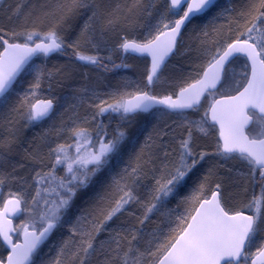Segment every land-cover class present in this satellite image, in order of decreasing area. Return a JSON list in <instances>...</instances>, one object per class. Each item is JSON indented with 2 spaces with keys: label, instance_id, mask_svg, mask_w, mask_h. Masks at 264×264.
I'll return each instance as SVG.
<instances>
[{
  "label": "snow or ice",
  "instance_id": "obj_1",
  "mask_svg": "<svg viewBox=\"0 0 264 264\" xmlns=\"http://www.w3.org/2000/svg\"><path fill=\"white\" fill-rule=\"evenodd\" d=\"M215 7H218L217 0H165L163 13L156 9V0H148L147 4L144 0H126L123 6L118 3L114 8L105 0H39L38 4H17L8 19L22 20V31L13 29L9 36L0 28V107H8L17 77L31 68L34 82L21 96L20 104L9 111L19 114L26 127L50 118L54 109L52 99L30 103L29 98H35L42 80H54L62 73L60 69L46 70L31 65L33 57L47 59L54 53L67 55V50L71 49L75 60L82 65L105 72L127 68V64L112 62L111 54L102 56L100 53L107 47L106 34L134 15H159L160 18L155 25L146 26L142 39L123 36L117 49L123 54L151 57L146 79L152 85L160 79L166 58L177 49L182 29ZM231 10L235 11V8ZM80 17L86 19L75 40L69 42L68 32L72 27L69 21ZM238 17L243 20L244 30L238 32L234 40L217 41L215 51L205 50L210 58L203 76L194 83L180 86L178 93L162 97L138 89L134 94L114 90L106 94L108 99H100V94L91 89L92 99L99 100V103H89L94 111L83 117L75 113L70 118L71 127L62 124L56 132L59 136L67 131L72 142L49 146L47 154L40 146L28 153L27 159L33 165L31 180L27 177L19 179L34 191L30 199L25 193L13 195L0 213V218L10 211L27 214L19 226L23 229V243L13 242L9 233L16 229L7 227L10 221L2 220L0 237L11 251L6 259L0 258V264H34L33 257L39 255L41 246L66 224L70 235L60 242L55 259L42 261V264H246L253 246L256 247V259L252 264H258V261L264 264V240L257 244V237L264 235V0H246ZM21 36L23 42H18ZM88 45L95 50L93 54L83 50ZM236 54L247 58L250 75L245 71L243 80H235V87L228 89V92H235L234 95L220 92L221 98L215 99L219 91L217 85L228 80ZM105 61L112 62L111 68ZM206 92L213 97L209 107L200 120H189L187 112H199ZM157 106L166 110L160 111L161 116L175 114L183 119L187 128V135L178 142V158L169 160L177 154V149L169 150L163 142V137L169 134L166 130L157 131L155 136L149 134L136 152L134 163L112 177L111 193L101 197V200L110 199L109 206L98 205L83 210L72 220L70 214L77 194L88 188L106 168L111 171L110 161L119 162L122 145L129 139L122 124L109 132L103 117L108 115L111 121L115 114L122 123H131L138 113H148ZM217 125L219 140L215 152L209 154L202 150L197 154L193 148L195 133L206 136L209 128ZM7 130L8 137L0 140V168L7 164V156L17 140L15 121L11 118ZM42 139L47 145V139ZM135 143L133 140V147ZM208 155L225 161L238 159L246 164L248 172L239 173V178L251 184L254 190L257 185L260 189L259 193L254 191L252 199L245 205L252 214L227 208L223 185L219 181L211 188L210 197L204 195L216 176L214 169L209 168L192 193L183 198L182 202H191L193 206L176 216L178 225L170 228L171 234L161 242V233H148L145 240L142 226L150 215L179 194ZM18 166L24 167L23 164ZM59 168L64 169L63 175L57 174ZM149 171L154 184L149 190V199L144 202L137 195V188ZM3 182L4 177L0 174V184ZM132 204H140L143 208L142 216L136 217L138 225L107 227ZM9 205L12 206L10 209ZM104 232L108 233L107 238L99 240ZM143 243L147 246L142 248Z\"/></svg>",
  "mask_w": 264,
  "mask_h": 264
},
{
  "label": "trees",
  "instance_id": "obj_2",
  "mask_svg": "<svg viewBox=\"0 0 264 264\" xmlns=\"http://www.w3.org/2000/svg\"><path fill=\"white\" fill-rule=\"evenodd\" d=\"M17 1L19 0H2L0 2V8L4 12V14L1 13L3 16H0V28L5 29L9 33V36L13 29L17 32L22 31L21 27H16L22 24V20H16L15 17L12 21L8 19L11 11L16 8L15 4ZM29 1L28 5L39 3V0ZM105 2L109 3L110 6L114 8L118 3L123 6L126 0H105ZM144 3L147 4L148 0H144ZM217 3L218 7L213 8L207 15L194 18L191 23H188L186 27L183 28L182 37L179 38L180 42L177 45V49L169 58L166 67L161 70L164 77L163 80L161 78L149 86V90L153 95L162 96L174 94L180 86L198 77L200 72L197 73L196 71L200 66L201 60L203 63H207L210 58L209 55H203L201 53L205 52V50L215 51L217 41L222 43L224 40H234L238 32L244 30L242 26L243 20L238 17V12L245 6L246 0H226L225 5H227V7H225L223 0H217ZM232 8H235V11H232ZM156 9H158L160 13H163L165 10V0H156ZM225 9L229 10L224 11ZM26 10L25 8V11ZM221 12L224 14L219 15L218 13ZM156 17H158L157 19L160 18L159 15H154L152 17H148L147 15H134L127 22L122 21L115 31H110L106 34L107 47L102 50L100 54L102 56L111 54L112 62L115 64H127V68L122 67L105 72L102 69L82 65L75 60L71 49L67 50V55L54 53L47 59L43 56L35 57L30 62L31 65H39L46 70L60 69L62 75L57 76L56 79L51 81L47 78L42 80L41 87L36 90L35 98H29L30 103L52 99L54 102V109L50 118L28 125L27 127L25 126V120L21 119L19 114L10 113L9 110L20 104L21 96L28 92L30 84L34 82V73L31 68H29L18 76L13 85V91L10 94L8 107H0V140L7 138L9 135L7 128L10 118L15 121V128L17 130V140L12 146L11 154L7 156L8 162L0 168V174L4 177V182L0 184L2 188V199L20 193H25L28 197L30 196L34 189H29L27 185L23 184L19 179L20 177H27L29 181L31 180L30 169L33 165L31 161L27 159L28 153L37 146H40L41 151L47 154L49 146L54 147L57 143L72 142L67 131L59 136L56 135V132L60 129L62 124L66 127H71L70 118L75 113L83 117L85 114L94 111V109L89 107V103H99V100L92 99L91 89H95V91L100 94V99H108L106 94L114 90L135 93L138 89L144 90L146 88L147 57L123 54L117 49V45L121 42L123 36L142 39L146 31V26L156 21ZM170 18L174 20L177 17ZM84 19H86V17H80L69 21V24L72 25L68 32L69 42L75 40L79 34ZM2 21L5 23V26ZM155 23L156 22L153 24ZM65 27H67V25ZM205 32L208 33L207 36L204 35ZM18 42H23L22 36L19 38ZM83 50L88 54H93L95 52L90 45L86 46ZM180 52L183 53L178 55ZM112 62L105 61V63H109V68H111ZM169 65L170 68H167ZM201 68L202 67H200V69ZM85 88L89 89V91H82V89ZM109 102H111L110 99ZM160 111L166 110L162 107H157L153 108L148 113H138L131 123H122L115 114H112L111 121H109L108 115L103 117L104 124L109 125V132L114 131L118 124H122L129 139L122 145V158L119 162L116 160L110 161L109 167L111 171L109 172L106 168L94 178L88 188L81 190L77 194L70 214L72 220H75V217L83 210H91L98 205L103 208L109 206L110 199L101 200V197H105L111 193L112 189L110 185L112 177L119 174L121 170L130 163H134L136 152L149 134L155 136L157 131L166 130L169 134L163 137V142L169 146V150L173 148L177 149V154L169 157V160L171 161L178 158V142L187 135V128L183 125L182 118L177 117L175 114L161 116ZM202 111L203 109L201 107L199 112ZM202 113L204 114V112ZM187 114L189 115L188 118L190 117L192 119L197 112L193 113L189 110ZM90 127H94V125ZM42 138L47 139V145L44 144ZM133 140L136 141L135 147H133L132 144ZM218 140L216 128L211 127L206 136L201 133H195L193 148L197 154L202 150L212 154L215 152L216 142ZM20 164H23L24 167H19L18 165ZM224 165V161L220 157L215 155L206 156L190 175V178L180 190L179 194L169 198L166 206L152 213L150 219L142 226L145 240L148 238V233L156 232L161 233L160 240L161 242L164 241L165 238L171 234L170 228H175L178 225L176 216L186 213V211L193 206L191 202H182L183 198L189 196L192 190L196 188L198 183L203 179L208 169L213 168L216 172V176L212 178L211 184L204 193V195L210 196L211 188L214 187L215 183L217 181L221 182L222 178L227 176L225 170H222ZM14 166H16L15 171L13 170ZM50 166L51 164L48 163V167ZM57 174L63 175L64 169L59 168ZM156 175H159V172H157ZM13 176H15L16 179H13ZM233 179L238 178L234 177ZM241 183L242 186H240L238 191L243 192L245 188H247V191H245L247 197L244 200L236 197L232 189L233 186L227 189L223 187L224 197L228 201L226 205L232 207L231 210H241L251 213L245 205L252 199L254 191L255 193H259L260 189L257 185L254 190L252 185L246 184L244 180L241 181ZM153 184L154 180L152 178V173L149 171L148 175L141 181L137 188V195L141 201L146 202L149 199V190ZM233 205L235 208H233ZM130 213L134 215H130ZM142 213L143 208L140 204H132L127 207L123 214L118 215L109 222L107 227L115 229L138 225L136 217L142 216ZM68 227L69 226L66 224L63 228L56 230L49 237L45 244L41 246L39 255L33 257L34 264H42V261L47 262L55 259L60 242L70 235ZM107 235V232L101 233L98 239H106ZM261 240H264V235L257 237L258 242ZM146 246V243L141 245L142 248ZM153 248H155V245ZM6 252L7 250L5 247L0 243V257H4ZM250 252L251 251H249V254ZM250 258L251 255H249L246 264H250Z\"/></svg>",
  "mask_w": 264,
  "mask_h": 264
},
{
  "label": "rangeland",
  "instance_id": "obj_3",
  "mask_svg": "<svg viewBox=\"0 0 264 264\" xmlns=\"http://www.w3.org/2000/svg\"><path fill=\"white\" fill-rule=\"evenodd\" d=\"M2 0H0V2H1ZM225 1L226 0H223V2H224V5H225ZM29 0H19V1H17V3L15 4V5H17V4H23V5H28L29 4ZM223 5V4H222ZM221 5V6H222ZM225 7H227V5H225ZM13 9H14V7H13ZM223 9V8H222ZM222 9H221V11H222ZM1 13H3L4 14V12L1 10V8H0V16H3V14H1ZM158 17H156V21H154V22H157V19ZM3 22V21H2ZM153 22V23H154ZM4 23V22H3ZM152 23V25H155V24H153ZM4 26H5V23L3 24ZM16 27H20V25H17ZM141 28H143V27H141ZM109 50H111V49H109ZM183 52H180L178 55H181ZM201 54H203V55H205V52H202ZM207 65V63H203V61L201 60V62H200V66H199V68L197 69V73L198 72H201L202 71V69L205 67ZM246 62H245V60L243 59V58H238V59H235L234 61H233V64L230 66L231 67V69H232V71L229 73V78H228V80L227 81H225V82H223V84H222V86L220 87V89H219V93L220 92H228V89L230 88V87H235V80H237V79H239V80H243V77H242V73H244L245 71H247V68H246ZM200 67H202L201 69H200ZM197 73H195V74H197ZM212 99H213V97H211V96H209V95H207L205 98H204V101L202 102V109H203V111L202 112H204L208 107H209V105H210V103H211V101H212ZM202 112H197V114L195 115V117L194 118H188V114H187V118L189 119V120H200V118L203 116L202 114ZM209 124H211V122L209 121ZM209 129H211V127L209 128ZM224 161V167H223V169L222 170H225V172H226V177H224V178H222V181H221V183H222V185H223V187H224V189H227V188H230L231 186H233L232 187V189H233V191L235 192V195H236V197H238V198H241L242 200H244L247 196H246V192L245 191H238V189L240 188V186H242V183H241V181H243L242 179H240L238 176V174L239 173H247L248 172V167L246 166V164L244 163V162H241V161H239L238 159L237 160H227V161H225V160H223ZM229 170H231V171H229ZM234 177H237L238 179H233ZM248 191H250V190H248ZM29 199H30V196L28 197ZM224 200H225V205L228 203V201L226 200V198L224 197ZM226 207L227 208H229V209H232V207H228L227 205H226ZM233 208H235V206L233 205ZM26 213H22L16 220H15V222H16V228L19 230V231H22L23 229L22 228H20L19 226L24 222V220H25V217H26ZM259 242L257 241V244H258ZM249 251H251L250 252V254L249 255H253L255 252H256V247L255 246H253L252 248H250L249 249Z\"/></svg>",
  "mask_w": 264,
  "mask_h": 264
},
{
  "label": "water",
  "instance_id": "obj_4",
  "mask_svg": "<svg viewBox=\"0 0 264 264\" xmlns=\"http://www.w3.org/2000/svg\"><path fill=\"white\" fill-rule=\"evenodd\" d=\"M184 7L186 8L187 7V5H184ZM181 15L183 14L182 12L180 13ZM183 30V29H182ZM179 39V38H178ZM175 51V50H174ZM130 54H133V53H130ZM133 55H137V56H142V55H139V54H133ZM171 55L172 54H170L169 55V57H167L166 58V62H165V64L167 63V61L169 60V58L171 57ZM236 55H242V54H236ZM147 58H148V62H149V67H150V65H151V57H148V56H146ZM245 57V56H244ZM35 57H33V59H34ZM246 58V57H245ZM246 61H247V58H246ZM164 64V65H165ZM247 64H248V62H247ZM163 65V66H164ZM162 66V67H163ZM207 66V65H206ZM205 66V67H206ZM205 67H204V69H205ZM248 68H249V72H248V74L250 75V72H251V67H250V64H248ZM204 69L202 70V72H201V74H200V76L198 77V78H196V79H200L202 76H203V71H204ZM18 78V77H17ZM195 79V80H196ZM195 80L194 81H192V82H190V83H194L195 82ZM190 83H188V84H190ZM149 84H148V81H147V86H146V88L143 90V91H148L149 92ZM186 86V85H185ZM220 86V84H218L217 85V88ZM179 91V90H178ZM178 91L176 92V93H178ZM136 93V92H135ZM207 93V92H206ZM206 93H205V95H206ZM134 94V93H133ZM150 94H152V93H150ZM233 95L235 94V92L234 93H232ZM153 95V94H152ZM204 95V96H205ZM156 96V95H155ZM162 96H164V95H162ZM162 96H157V97H162ZM204 96L202 97V100H203V98H204ZM128 98H130V97H126V99H128ZM173 98H175V95H173ZM221 98V96H219V97H216L215 99H220ZM157 107H162L163 108V106H157ZM209 121L211 122V120H210V118H209ZM212 123V122H211ZM216 128H217V131H218V138H219V126L217 125L216 126ZM1 192H2V190H1V187H0V198H1ZM211 195V194H210ZM210 197V196H209ZM12 197H10V198H7V199H5L3 202H2V204L0 205V213H2L3 212V210H4V205H5V202H7L8 200H10ZM198 206V205H197ZM12 206L11 205H9V209L11 208ZM245 214H251V213H248V212H245V211H243ZM21 214V212H9L8 214H6L5 216H3L2 218H0V222H2V220H8V221H10V223L7 225V227H10V228H13V229H15V222H14V218H16L17 216H19ZM16 234V231H13V232H10L9 233V235L12 237V239H13V242H14V237H13V235H15ZM0 241H1V243L6 247V249H7V254H6V256H5V259L7 258V255H8V253L11 251V248L4 242V240H3V238L2 237H0ZM15 243H23V232H22V234H21V238L19 239V240H17V241H15ZM253 259H256V256L255 255H253L252 256V258H251V260H250V263L252 264V260ZM258 264H259V261H258Z\"/></svg>",
  "mask_w": 264,
  "mask_h": 264
},
{
  "label": "bare ground",
  "instance_id": "obj_5",
  "mask_svg": "<svg viewBox=\"0 0 264 264\" xmlns=\"http://www.w3.org/2000/svg\"><path fill=\"white\" fill-rule=\"evenodd\" d=\"M177 18H178V17H177ZM175 19H176V18H175ZM129 54H130V53H129ZM130 55H133V54H130ZM134 56H137V55H134ZM143 57H146V56H143ZM238 58H242V55H236L235 59H238ZM235 59H234V60H235ZM165 67H166V64L162 67V69L165 68ZM168 67L170 68V65L167 66V68H168ZM148 68H149V62H148V64H147V71H148ZM146 77H147V72H146ZM161 78H162V80H163V78H164V77H163V73H162V71H161V73H160V79H161ZM194 80H195V79L189 81L188 83H190V82H192V81H194ZM146 81H147V79H146ZM188 83H186V84H188ZM186 84H184V85H182V86H185ZM178 90H179V88L177 89V91H178ZM177 91H176V92H177ZM176 92H175V93H176Z\"/></svg>",
  "mask_w": 264,
  "mask_h": 264
}]
</instances>
